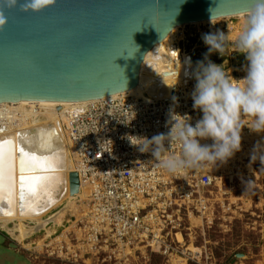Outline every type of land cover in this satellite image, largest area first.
Listing matches in <instances>:
<instances>
[{"label":"built area","instance_id":"obj_1","mask_svg":"<svg viewBox=\"0 0 264 264\" xmlns=\"http://www.w3.org/2000/svg\"><path fill=\"white\" fill-rule=\"evenodd\" d=\"M187 54L190 76L176 83L165 97L110 95L67 112L65 129L77 156L75 172L89 191L87 211L75 221L72 254L99 256L101 252V260L118 262L130 247L139 244L160 255L179 253L184 264L197 262V253L180 250L173 236L182 235L179 229L185 218L208 221L209 197L204 192L216 183L223 164L173 175L161 168L150 152L141 153L130 143L142 139L138 137L166 134L172 112L188 114L191 124L200 118L199 110L192 108L195 80L192 54ZM239 69L242 74L231 72L235 79L246 74L242 65ZM179 151L176 144L168 149L169 154ZM182 238L176 239L178 243Z\"/></svg>","mask_w":264,"mask_h":264},{"label":"water","instance_id":"obj_2","mask_svg":"<svg viewBox=\"0 0 264 264\" xmlns=\"http://www.w3.org/2000/svg\"><path fill=\"white\" fill-rule=\"evenodd\" d=\"M23 2L0 0V103L127 91L145 53L174 27L245 13L250 0H55L36 11ZM78 187L72 171L70 194Z\"/></svg>","mask_w":264,"mask_h":264},{"label":"rangeland","instance_id":"obj_3","mask_svg":"<svg viewBox=\"0 0 264 264\" xmlns=\"http://www.w3.org/2000/svg\"><path fill=\"white\" fill-rule=\"evenodd\" d=\"M243 19L229 17L211 23L184 25L176 34L177 46L182 50L181 53H191L192 61L196 64L204 60L207 52V46L201 39L203 34L228 30L229 40L232 41L235 37L231 35H237L234 31L241 29ZM233 47V43H228L224 56L213 52L208 55V59L216 64L224 62L226 71L242 74L239 68L241 65L246 68L247 61L244 54L233 51ZM254 149L256 154L252 157ZM262 151L264 132L256 133L247 127L242 128L240 151L234 154L231 161L221 166V171L216 175V183L204 192L209 197L207 205L211 213L208 221L185 218L179 229L183 242L178 243L173 236L180 250L197 253V262L188 264H264ZM73 203L70 208L62 210L59 224L49 220L44 228L31 233L22 241L15 237L17 233L13 230V224L5 227L0 225V264H173L174 259H182L179 253L160 255L139 244L130 247L126 257L118 262L101 260V252L99 256L81 257L78 252V256L72 254L71 245L76 244L75 221L87 211V201L77 198ZM63 205L47 216L60 212Z\"/></svg>","mask_w":264,"mask_h":264},{"label":"clouds","instance_id":"obj_4","mask_svg":"<svg viewBox=\"0 0 264 264\" xmlns=\"http://www.w3.org/2000/svg\"><path fill=\"white\" fill-rule=\"evenodd\" d=\"M54 2L24 0L21 10L36 11L41 5ZM3 3L15 6L18 0H3ZM5 22L0 13V26ZM201 39L207 46V52L204 60L197 61L191 71L195 80L191 92L192 108L199 110L200 118L191 124L188 114L172 112L166 134L138 137L142 139L130 142L139 152H150L155 162L173 175L205 165L213 168L217 162L227 163L240 151L244 127L252 132H264V0H250L243 26L234 40L230 41L228 35L219 30L203 34ZM228 43H233V51L244 54L247 61L246 74L240 79H235L231 71L225 70L224 62L216 64L208 59L213 52L224 56ZM185 63L190 64V58ZM201 140L212 142L201 144ZM165 142L168 147H165ZM173 144L179 146V154L168 153ZM255 154L256 149L252 157ZM260 162L264 164V151L260 153Z\"/></svg>","mask_w":264,"mask_h":264},{"label":"bare ground","instance_id":"obj_5","mask_svg":"<svg viewBox=\"0 0 264 264\" xmlns=\"http://www.w3.org/2000/svg\"><path fill=\"white\" fill-rule=\"evenodd\" d=\"M245 13L223 18L243 19ZM215 20L217 19L201 22L211 23ZM201 22L191 24L195 25ZM183 26L174 27L145 53L139 66L136 85L127 91L112 94V97L125 94L135 97H165L176 83L190 76V71L186 70V66H190V64L185 63L189 59L188 54L181 53L177 48L176 34L178 29ZM242 26L243 22L240 27ZM238 32L234 31L236 34ZM223 33L230 34L228 30ZM231 36L235 37V34ZM86 103L87 101L54 100H19L18 102L0 103V129H3L0 131V137H11L15 143L22 145L26 150L38 154L55 153L60 161L57 169L60 182L52 187L49 196L42 194L38 203L32 208H21L18 182L12 206H9L7 200L0 202V208L5 210L0 211V225L5 227L8 224H13V230L17 233L15 237L21 241L31 233L44 228L49 220L59 224L62 210L70 208L77 198L80 201H87L89 191L85 185L79 183L76 193L70 194L69 192V173L77 170V156L65 129L67 112L77 105ZM18 133L19 135H17ZM15 175L19 176L18 169ZM61 204L64 205L60 212L47 216ZM29 224L32 226H28ZM176 239L181 241V236L178 233ZM178 258L174 259L173 264H182L183 259Z\"/></svg>","mask_w":264,"mask_h":264},{"label":"snow or ice","instance_id":"obj_6","mask_svg":"<svg viewBox=\"0 0 264 264\" xmlns=\"http://www.w3.org/2000/svg\"><path fill=\"white\" fill-rule=\"evenodd\" d=\"M59 164L55 153L38 154L26 150L11 137H0V202L7 200L12 206L18 182L21 208H32L42 194L49 196L52 187L60 182ZM0 211L5 210L0 208Z\"/></svg>","mask_w":264,"mask_h":264},{"label":"flooded vegetation","instance_id":"obj_7","mask_svg":"<svg viewBox=\"0 0 264 264\" xmlns=\"http://www.w3.org/2000/svg\"><path fill=\"white\" fill-rule=\"evenodd\" d=\"M192 64L195 66V63H193V61H192Z\"/></svg>","mask_w":264,"mask_h":264}]
</instances>
